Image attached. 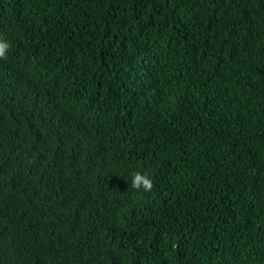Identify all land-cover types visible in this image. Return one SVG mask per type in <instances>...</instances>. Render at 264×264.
Listing matches in <instances>:
<instances>
[{
	"label": "trees",
	"instance_id": "1",
	"mask_svg": "<svg viewBox=\"0 0 264 264\" xmlns=\"http://www.w3.org/2000/svg\"><path fill=\"white\" fill-rule=\"evenodd\" d=\"M0 35V264H264V0H0Z\"/></svg>",
	"mask_w": 264,
	"mask_h": 264
},
{
	"label": "clouds",
	"instance_id": "2",
	"mask_svg": "<svg viewBox=\"0 0 264 264\" xmlns=\"http://www.w3.org/2000/svg\"><path fill=\"white\" fill-rule=\"evenodd\" d=\"M10 47V43L3 37V35H0V59H7ZM153 187V179L147 172L135 171L131 173L130 188L137 191L143 190L144 192H150Z\"/></svg>",
	"mask_w": 264,
	"mask_h": 264
}]
</instances>
